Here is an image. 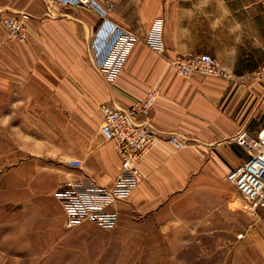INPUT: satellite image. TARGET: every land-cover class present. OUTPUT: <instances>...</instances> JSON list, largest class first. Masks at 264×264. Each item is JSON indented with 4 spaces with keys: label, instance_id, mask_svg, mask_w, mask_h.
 <instances>
[{
    "label": "crops",
    "instance_id": "0c3cea01",
    "mask_svg": "<svg viewBox=\"0 0 264 264\" xmlns=\"http://www.w3.org/2000/svg\"><path fill=\"white\" fill-rule=\"evenodd\" d=\"M199 3L206 6L164 9L165 55L206 53L226 70L224 78L178 76L144 38L134 41L119 72L107 80L86 53V39L98 21L94 14L53 0H0L2 141L33 143L25 151L36 158L66 160L58 183L84 175L109 185L119 161L113 142L100 134L98 106L125 108L157 87L147 123L156 132L176 134L186 145L173 151L160 142L140 158L137 184L125 202L110 209L119 219L147 221L188 192L221 191L229 168L245 158L228 139L240 127L254 133L264 123V79L254 77L264 60V14L259 0ZM191 11L193 17L187 18L184 12ZM22 15L27 36L18 42L7 37L2 20ZM110 17L139 32L122 16ZM60 142L67 148L44 147ZM68 160L80 166L70 167Z\"/></svg>",
    "mask_w": 264,
    "mask_h": 264
},
{
    "label": "rangeland",
    "instance_id": "374dc122",
    "mask_svg": "<svg viewBox=\"0 0 264 264\" xmlns=\"http://www.w3.org/2000/svg\"><path fill=\"white\" fill-rule=\"evenodd\" d=\"M112 1L108 19L120 15L139 31L124 27L136 42L158 36L162 46L164 9L168 12L170 7L173 13L179 7L206 6L200 0ZM184 13L193 17L192 11ZM94 30L86 39L89 56ZM157 54L167 63L172 58L165 55L164 48ZM2 113L0 264H264V216L259 211H243L241 199L225 180L221 191L188 192L147 221L117 218L109 229L89 222L64 229L63 211L54 204L53 189L66 160L36 158L25 151L33 143L3 142ZM67 146L66 142L44 144L48 150ZM67 180L72 179L63 181Z\"/></svg>",
    "mask_w": 264,
    "mask_h": 264
},
{
    "label": "built area",
    "instance_id": "2783aa9c",
    "mask_svg": "<svg viewBox=\"0 0 264 264\" xmlns=\"http://www.w3.org/2000/svg\"><path fill=\"white\" fill-rule=\"evenodd\" d=\"M64 5L82 8L97 19L90 36L88 50L92 64L107 80L119 72L135 36L124 27L108 19L113 9L112 0H53ZM264 14V0H259ZM11 16L2 22L8 38L21 42L26 39L22 19ZM156 27H160V23ZM157 28V32L159 31ZM147 43L159 53L163 51L158 36ZM169 68L178 76L187 78L193 74L210 77H226V70L206 53L188 52L176 55L168 61ZM257 80L264 79V60L254 71ZM159 94L157 87H149L144 95L130 106L122 108L111 104H99V131L102 138L112 141L119 161V170L109 185L96 183L88 176L59 182L53 196L63 211L62 227L71 229L89 222L102 229L115 226L117 213L110 209L116 202H125L140 174L136 162L160 142H166L173 151L183 148L184 139L173 133L154 131L147 123L153 103ZM244 155V160L229 168L225 181L234 189L247 213L261 212L264 216V123L252 133L240 127L228 139ZM70 167H79L78 160H69Z\"/></svg>",
    "mask_w": 264,
    "mask_h": 264
}]
</instances>
